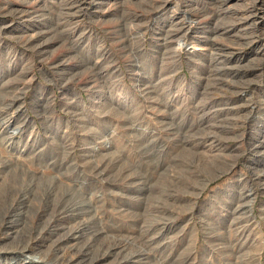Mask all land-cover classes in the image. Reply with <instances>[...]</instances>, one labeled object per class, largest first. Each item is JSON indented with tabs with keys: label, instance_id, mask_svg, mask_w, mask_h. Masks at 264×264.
Instances as JSON below:
<instances>
[{
	"label": "rangeland",
	"instance_id": "1",
	"mask_svg": "<svg viewBox=\"0 0 264 264\" xmlns=\"http://www.w3.org/2000/svg\"><path fill=\"white\" fill-rule=\"evenodd\" d=\"M29 261L264 264V0H0V264Z\"/></svg>",
	"mask_w": 264,
	"mask_h": 264
},
{
	"label": "bare ground",
	"instance_id": "2",
	"mask_svg": "<svg viewBox=\"0 0 264 264\" xmlns=\"http://www.w3.org/2000/svg\"><path fill=\"white\" fill-rule=\"evenodd\" d=\"M155 1V0H154ZM164 1V0H163ZM226 1V0H225ZM189 2V1H188ZM250 2V1H249ZM167 3V2H166ZM246 3V2H245ZM254 3V2H253ZM222 5V4H221ZM241 10L239 9H236L237 10V20H236V26L235 27H238V26H242V25H246V27L249 25V23H251L252 21V16L255 12H252L251 9L249 8L250 6H247L246 4H244L243 6H241ZM25 11V10H24ZM244 11V12H243ZM234 12V11H233ZM234 16V15H233ZM235 16V17H236ZM231 18V17H230ZM229 18V19H230ZM236 19V18H235ZM253 22V21H252ZM234 24V23H233ZM75 28V27H74ZM239 28V27H238ZM248 28V27H247ZM241 29V27H240ZM245 29V28H244ZM247 30V29H245ZM247 32V31H246ZM239 35V34H238ZM35 35H31V38H34ZM40 36V34L38 35ZM239 36H242L241 34ZM36 37V36H35ZM244 37V36H243ZM37 38V37H36ZM242 38V37H241ZM36 40H40V38L36 39ZM30 42V41H29ZM45 43V42H44ZM234 43V42H233ZM238 43V42H237ZM43 43H40L38 46H42ZM239 44V43H238ZM242 44V43H241ZM236 45V44H235ZM36 46V47H38ZM121 73V72H120ZM92 90V89H91ZM137 117V116H136ZM6 123V122H5ZM5 128V127H4ZM5 130V129H4ZM6 139V138H5ZM7 140V139H6ZM9 141V140H7ZM213 141V140H212ZM207 142V141H206ZM216 144V143H215ZM217 145V144H216ZM215 146V145H214ZM211 147V146H210ZM210 158V157H209ZM87 212V211H86ZM77 236V235H76ZM26 264H33V262H30L27 263L25 262ZM25 263H22V264H25Z\"/></svg>",
	"mask_w": 264,
	"mask_h": 264
}]
</instances>
